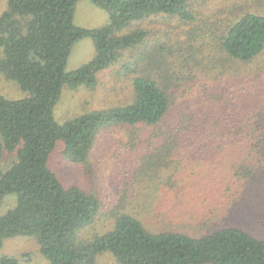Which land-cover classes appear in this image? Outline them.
Masks as SVG:
<instances>
[{
  "label": "trees",
  "instance_id": "16d2710c",
  "mask_svg": "<svg viewBox=\"0 0 264 264\" xmlns=\"http://www.w3.org/2000/svg\"><path fill=\"white\" fill-rule=\"evenodd\" d=\"M81 1L104 9L107 24L77 26ZM6 2L0 73L25 97L0 94V250L9 239L27 237L51 264H98L104 253L118 264H264V237L234 225L199 237L154 233L125 213L110 232L82 240L80 233L102 216L104 203L93 191L65 186L50 162L61 142L67 161L88 167L101 136L118 131L123 171L131 177L158 178L192 160L184 170L196 176L172 175L161 192L188 212L206 210L202 220L249 198L263 200L264 14L245 7L218 31L193 0ZM147 21L163 27L165 41L151 37L153 31L143 27ZM86 38L94 43V58L68 72L75 44ZM127 53L131 60L120 73L133 75L132 103L56 120L65 88L95 89L99 74ZM204 162L213 163L204 171L215 168L214 177L200 180L204 172H195V165ZM9 198L16 204L3 212ZM0 264L21 259L4 255Z\"/></svg>",
  "mask_w": 264,
  "mask_h": 264
},
{
  "label": "rangeland",
  "instance_id": "374dc122",
  "mask_svg": "<svg viewBox=\"0 0 264 264\" xmlns=\"http://www.w3.org/2000/svg\"><path fill=\"white\" fill-rule=\"evenodd\" d=\"M193 3L197 5L204 19L212 24L217 23L216 30L218 31H224L241 14L240 9L245 7L251 8V11L259 10L264 14V1L261 5H257L253 0H193ZM6 7V0H0V15ZM233 7L236 9L232 11ZM108 21L109 16L104 9L89 1L78 3L74 17L77 26L97 29L105 26ZM159 26L150 21L143 24V27L153 31L151 37L158 36L160 40L165 41V31L162 26L158 28ZM94 56L95 47L92 39L86 38L78 41L69 58L67 71L72 72L81 68ZM130 60V54L127 53L120 63L101 72L98 76V86L95 89L81 87L73 91L65 88L55 109L56 120L64 123L88 112L132 103L134 99L133 75L127 76L120 73L122 64ZM0 94L10 99L25 97L19 86L1 73ZM122 141V134L118 131L101 136L94 148L88 167L67 161L63 156L64 146L61 142L58 143L51 157V168L65 186H77L93 191L100 195L104 203L105 209L102 216L80 233L82 240H89L110 232L115 227L117 218L125 213L140 219L154 233L179 231L199 237L215 229L234 225L256 236L264 237V223H261L264 217V198L258 201H255L254 197L249 198L237 208H232L233 210L223 207L214 217L209 216L207 221L202 220L201 217L207 214L206 210L202 209L196 214L188 212L177 200L169 201L161 192L166 179L172 175L186 172L190 178L196 176V174L193 176L191 171L184 170V163H193L192 160L163 171L158 178H149L145 175L134 178L123 171L125 152ZM9 160L10 157L5 158L2 169L7 166ZM207 165L211 167L213 163L204 162L195 165V172H204L200 175V180H205L209 176L214 177L212 174L215 168L204 171ZM211 196L213 197L214 194ZM15 204V199L9 198L4 203L2 211L5 212ZM4 255L20 258L21 264H51L40 253L37 242L27 237L7 240L3 249L0 250V256ZM98 264H118V262L112 254L104 253L99 256Z\"/></svg>",
  "mask_w": 264,
  "mask_h": 264
}]
</instances>
